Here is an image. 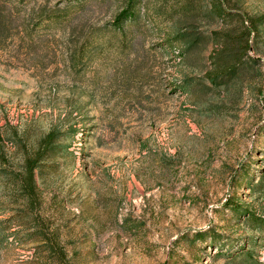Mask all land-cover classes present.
Returning a JSON list of instances; mask_svg holds the SVG:
<instances>
[{"label":"rangeland","instance_id":"374dc122","mask_svg":"<svg viewBox=\"0 0 264 264\" xmlns=\"http://www.w3.org/2000/svg\"><path fill=\"white\" fill-rule=\"evenodd\" d=\"M0 1V264H264V0H224L260 28L218 84L212 32L240 16L215 0H140L127 34L125 0ZM185 28L204 38L182 54Z\"/></svg>","mask_w":264,"mask_h":264},{"label":"trees","instance_id":"16d2710c","mask_svg":"<svg viewBox=\"0 0 264 264\" xmlns=\"http://www.w3.org/2000/svg\"><path fill=\"white\" fill-rule=\"evenodd\" d=\"M126 7L116 15L114 26L121 28L124 34H127V22L130 19H135L139 14L138 3L140 0H125ZM213 14L222 18H233L240 16L239 24L225 25L223 28L213 31V38L219 44L212 57L215 67L207 70L206 77L213 84L229 83L232 79H240V68L245 64V55L248 54V49L251 47L250 36L252 31L258 32L259 21L257 18L243 16L241 13L234 12L231 8L224 5V0H215L212 3ZM68 18V12L62 9H54L46 13L44 19L53 22H61ZM16 18L8 12L7 8L0 1V42L2 43L12 31L13 22ZM249 19V24L246 21ZM227 21V20H226ZM32 32V31H31ZM30 33V32H28ZM176 34V35H175ZM174 36L177 42H174L171 37H168V43L171 47L178 48L179 52L184 54L188 52L196 41L204 38L203 34H199L196 29L185 28L180 29ZM90 39L85 40V49L88 44H91ZM58 132L50 130L42 139L38 150L34 155L26 157L24 172L20 176V185L26 191L35 192L37 186L36 168L40 165L41 160L48 154L50 150L57 148L56 138ZM262 220V219H261ZM204 232H198L197 236H203Z\"/></svg>","mask_w":264,"mask_h":264}]
</instances>
